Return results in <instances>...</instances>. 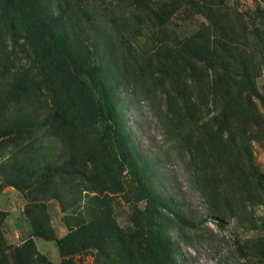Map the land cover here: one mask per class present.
Returning a JSON list of instances; mask_svg holds the SVG:
<instances>
[{"label": "rangeland", "instance_id": "374dc122", "mask_svg": "<svg viewBox=\"0 0 264 264\" xmlns=\"http://www.w3.org/2000/svg\"><path fill=\"white\" fill-rule=\"evenodd\" d=\"M44 1L62 16L72 62L53 43L27 40L18 25L2 29L10 58L0 57L6 244L34 245L48 264L63 261L59 242L70 229L60 198L68 204L76 187L55 169L92 154L88 101L66 74L74 66L97 84L95 100L103 94L115 107L122 143L148 188L140 191L124 168L123 191L111 195L118 226L134 228L149 192L158 193L165 205H152L176 264H264V0ZM67 96L79 100L81 115ZM113 128L102 115L99 137ZM98 257L91 248L74 259Z\"/></svg>", "mask_w": 264, "mask_h": 264}, {"label": "trees", "instance_id": "16d2710c", "mask_svg": "<svg viewBox=\"0 0 264 264\" xmlns=\"http://www.w3.org/2000/svg\"><path fill=\"white\" fill-rule=\"evenodd\" d=\"M43 1L0 0V9L3 10V16L0 17L2 48L0 57L10 59L4 52L6 44L2 40V29L18 25L21 34L25 32L27 40L35 35L39 43H53L52 45L58 49L59 59L67 62L65 55H68L71 61L68 53L70 40L67 34L61 31L62 16L52 14ZM60 44L63 45V51ZM66 74L67 78L71 77L76 83L78 93L76 97H80L82 92L88 101L85 106L89 114V124L84 130H88L91 143L88 138L87 141L90 143L88 147L92 150V154L90 156L82 154L72 162L63 164L66 166L61 165L55 169L76 187L68 204L60 198L61 207L66 213L65 224L70 229V234L59 242L63 257L61 264H76L74 257L91 248L97 249L100 256L94 264H176L169 257L171 238L163 222L164 216L152 205V203L165 205L166 200L158 193L149 192L152 200L135 222L134 228L122 229L116 223L112 210L114 200L111 195L123 191L125 185L123 186L121 180L124 168L130 170L133 181L139 185L140 191H147L148 188L122 143L115 107L103 94H100L98 101L95 100L97 84L90 79H87L90 81L87 82L78 78L77 68L73 66L72 71L67 70ZM73 97L75 96L70 98L67 96L68 99L64 97L65 102L73 104L77 114L81 115V103ZM60 109V113H54L53 121L57 123L59 121L57 118L61 114H66V106ZM102 115L104 120L110 121L114 126L107 134L102 133L103 138L99 137L98 133ZM52 119L53 115L50 116L48 123ZM82 135L83 132H80V136ZM104 139L111 141V145L105 144ZM95 184L96 187L86 186ZM258 184L264 187V180L259 178ZM83 191L95 195L91 198L83 196ZM83 199L86 200L84 205L81 203ZM40 236L48 239L45 233ZM33 246L31 244L15 248L8 246L0 234V264H48L34 251Z\"/></svg>", "mask_w": 264, "mask_h": 264}]
</instances>
